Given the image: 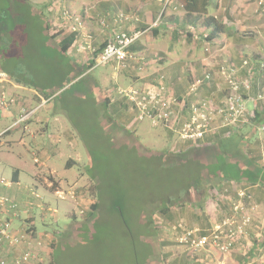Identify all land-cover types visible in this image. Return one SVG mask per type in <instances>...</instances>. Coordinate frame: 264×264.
Here are the masks:
<instances>
[{"label":"crops","instance_id":"0c3cea01","mask_svg":"<svg viewBox=\"0 0 264 264\" xmlns=\"http://www.w3.org/2000/svg\"><path fill=\"white\" fill-rule=\"evenodd\" d=\"M29 1L37 6L38 13L49 20L53 32L58 33L54 42L68 36L73 38L65 57L77 71L74 81L92 77L95 65H103L97 63L99 54L114 41L117 34H125L136 37L127 49L126 60L122 63L111 61L107 65L114 78L127 90L150 88L161 78L170 95L185 103L186 108L180 117L182 122L188 119V107L193 103L209 101L217 108L223 106L229 91L228 76H231L239 83H250L249 91L241 86L239 93L252 116L263 113L261 124H264V103L259 99L264 93V71L260 66L264 64V0L262 5L258 4L259 0H207L201 18L193 13L186 21L183 20L185 0ZM68 16L72 19H68ZM204 17H211L215 22L206 27L202 23ZM217 23L221 25L219 33ZM246 60L249 64L244 66L242 63ZM95 81L99 88L96 90L103 98L102 103L110 118L118 125L136 130L140 121L132 104L114 91L112 94L102 91ZM24 91H31L38 103L30 111L16 106L21 100L17 94ZM7 93L13 96L10 97V104L0 105V117L22 112L29 114L19 117V120L25 121L50 103V100L39 97L36 91L14 83L1 73L0 96ZM46 121L41 118L38 122L45 124ZM215 125L216 130L194 142L180 140L176 133L159 129L171 142L168 150L175 152L197 146H215L237 133L242 135L245 137L241 149L242 163L248 170L257 173V179L254 182L222 179L212 195L200 205L174 206L163 213H155V238L160 246L158 264H263L264 134L260 131L261 125L255 129H251L250 124L237 129L226 128L221 126L219 117ZM9 127H4L3 133ZM63 135L68 142H72L68 132ZM44 151L47 153L45 159ZM54 154L53 148H44L41 155L35 156L34 164L39 167L41 162ZM73 164L75 162L69 160L66 167ZM54 166L44 173L41 169L32 175L28 173L35 184L31 183L25 189L19 181L20 169L14 168L10 176L3 175V170L0 173L3 182L0 183V196L12 199L19 208L14 218L5 216L14 227H26L27 224L35 227L36 234L46 232L45 229L39 230L38 218L49 211L43 204L48 201L35 193L41 189L47 193H58L56 190L61 188V184L53 176ZM242 191L249 196L245 204L252 221L245 236L237 240L230 250L222 253L210 246L193 251L176 243V237L186 230H195L197 235L204 236L215 223H222L232 214V204L239 199ZM22 249L19 248L20 251ZM46 250L49 255V245L44 247V252ZM0 255L4 253L0 252Z\"/></svg>","mask_w":264,"mask_h":264},{"label":"rangeland","instance_id":"374dc122","mask_svg":"<svg viewBox=\"0 0 264 264\" xmlns=\"http://www.w3.org/2000/svg\"><path fill=\"white\" fill-rule=\"evenodd\" d=\"M5 4L8 5L9 1L0 0L1 8L5 9ZM11 5L16 8L14 14L17 18L14 17V20L22 23L16 25L15 31L19 33L16 41H30L25 46L32 49V62L34 58L41 57L42 51L39 46L42 36L37 34L33 23L34 17L40 20L35 16L40 11L33 5L35 13L32 10L24 13L23 5ZM34 42L38 45H32ZM51 42L52 46H56L57 42ZM21 50L14 52L18 59L26 56ZM4 53L7 54V50L0 52V58ZM107 64L95 65L92 77L75 81L70 80L71 72L65 68L66 74L63 73L61 77L47 78L49 82L37 83L39 86L47 83V86H43L46 91L55 92L47 106L25 121L19 120V117L29 114L22 112L0 117V173L3 170V175L10 176L14 168L20 169L19 181L25 189L31 183L35 184L28 173H38L39 169L44 173L55 164L53 176L61 184V188L56 190L58 193H47L41 189L35 194L48 201L46 207L49 211L39 216L38 228L40 231L45 229L48 234L57 231V264H158L157 245L154 248L156 235L145 236L139 224L152 208L160 204V182L166 173L165 170L161 172L160 165L148 151L168 150L171 142L162 129L151 126L147 119L141 120L138 128L133 130L118 125L110 118L94 80L108 94L114 91L119 95L127 87L114 78ZM31 66L35 69H52L51 65ZM31 93L19 92L17 95L21 96V100L16 106L26 111L38 106ZM11 96L13 94L9 93L0 96V105L10 104ZM41 118L47 120L45 124L38 122ZM7 126L11 131L3 133V128ZM64 132L69 133L71 143L63 135ZM48 147L53 148L55 154L37 167L34 164L35 156L41 155L43 149ZM69 160L75 164L66 167ZM1 177L2 174V184ZM95 185L98 188L94 190L92 186ZM120 196L125 204L122 220L114 214L113 207ZM148 197H151V202L154 199L153 204ZM93 200L100 202L99 210L92 218H87L89 203ZM123 220L129 230L122 224ZM41 257L45 264L53 260L47 250L42 252Z\"/></svg>","mask_w":264,"mask_h":264},{"label":"trees","instance_id":"16d2710c","mask_svg":"<svg viewBox=\"0 0 264 264\" xmlns=\"http://www.w3.org/2000/svg\"><path fill=\"white\" fill-rule=\"evenodd\" d=\"M8 1L9 4H5V9L0 7V52L7 50V54L4 53L0 58V74H5L10 80L23 87H29V89L33 88V90L38 93L39 97L44 100H50L55 92L46 91V88L43 86H47V83L43 84V86H39L37 83L39 81L49 82L47 78L61 77L62 74L66 72L65 68H68L71 72L70 80L73 81L75 79L74 67L69 64L65 57L73 38L68 36L58 41L56 46L49 45L51 41L56 39V36L58 37V33L53 32L50 22L46 17H43L40 13L39 15L35 14V16L40 18L39 20L34 17L33 23L37 34H41L42 36V41L39 45L42 47V51L40 58H34L32 60L35 64L30 62V52L32 49L30 50L25 46L29 44L30 41H16L19 33L15 31V28L17 27L16 25L22 23L20 20H14V17L17 18L14 14V9L16 8H13L11 4L23 5L24 7H22V9L24 13L27 12V10H32L33 12V4L29 0ZM183 3L184 21L189 19L190 15H193V13H196L195 17L201 18V15L205 12L207 7V0H185ZM11 14H13V16H11ZM211 22H215V20L211 17H204L202 23L206 27H209ZM220 31L221 25L217 23V33ZM15 44H21L22 46L18 47L15 46ZM32 45L38 44L34 42ZM6 46L8 48H6ZM19 49H22L21 51L26 54L24 59L15 57L14 52L19 53ZM31 64L33 66L51 65L52 69L48 67L35 69ZM89 67H91V64ZM53 73H56V75H53ZM262 116L263 113H255L247 125H252L251 129H255L259 127V125L262 127L264 125L263 123V125L261 124ZM244 138L237 133L235 136L219 141L215 146H197L187 149L184 152H175L167 149L159 153L148 151L151 157L156 159L160 165L159 169L161 172L165 170L166 173L163 175V179H161L160 182L161 191L158 197V202H160V204L152 208L148 212L146 218L142 221L140 220L139 227L143 229L145 236L156 235V225L152 219L153 213H163L174 206L200 205L206 198L212 195L218 182L222 179L249 182L256 181L257 173L248 170L242 163L243 156L241 155V149L244 146ZM94 180H96V178ZM92 187L95 190L98 188V185ZM149 189L152 197L153 185H151V187L149 186ZM151 197H148L150 202ZM152 200L154 201V199ZM115 201L113 206L115 210L114 214H117L122 220L125 205L124 200L121 199L120 196V198H117ZM153 201L151 204H153ZM46 205L47 204L44 203L45 207ZM99 206V201H91L89 203L87 218H92L99 210ZM42 211L44 210L42 209ZM87 218L86 220H88ZM121 222H123L122 224L126 226L127 230L130 229L128 224L125 223V220ZM26 227L29 228L30 231H36L34 226L26 224ZM49 235L51 239L48 245L51 252L48 256L54 260V263L52 260L51 262L49 261V264H57V253L59 251L57 239L59 237L56 230H53ZM155 241L156 238H154V243ZM156 245L159 249L160 246L158 241L154 248H156Z\"/></svg>","mask_w":264,"mask_h":264},{"label":"built area","instance_id":"2783aa9c","mask_svg":"<svg viewBox=\"0 0 264 264\" xmlns=\"http://www.w3.org/2000/svg\"><path fill=\"white\" fill-rule=\"evenodd\" d=\"M258 4L262 5L263 0H259ZM68 19L72 17L68 16ZM135 38L117 34L114 41L99 54L97 63L124 62L128 56L127 49ZM242 64L247 66L249 62L246 60ZM260 66L264 71V64ZM228 86L229 91L223 106L217 108L209 101L193 103L188 107V119L182 122L180 117L181 112L186 108L185 103L170 95L161 78H158L150 88L128 89L119 92V96L132 104L137 111L138 121L147 119L155 128L176 133L180 140L194 142L217 129L215 125L217 117L221 119L222 127L232 129L246 125L253 117L239 93L241 86L245 91H249L250 83L246 81L239 83L228 76ZM259 99L264 103V93ZM260 131L264 134V125L260 127ZM238 196L239 199L232 204V214L222 223L218 225L215 223L204 236L197 235L195 230H186L176 237V243L193 251L210 246L222 253L230 250L237 240L245 236L246 229L252 221L245 204V199L249 196L244 191ZM18 212V205L12 199L0 196V252L4 253L0 255V264H45L41 254L50 242V235L36 234L23 225L14 227L11 220L5 216L14 218ZM19 248L23 249L20 251Z\"/></svg>","mask_w":264,"mask_h":264}]
</instances>
